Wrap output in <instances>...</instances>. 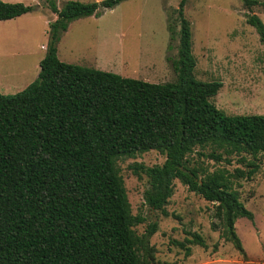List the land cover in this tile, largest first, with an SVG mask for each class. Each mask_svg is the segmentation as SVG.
<instances>
[{"label":"trees","instance_id":"1","mask_svg":"<svg viewBox=\"0 0 264 264\" xmlns=\"http://www.w3.org/2000/svg\"><path fill=\"white\" fill-rule=\"evenodd\" d=\"M45 1L56 18L49 22L38 75L14 94L0 93V264H154L150 237L157 222L137 233L145 217L132 213L117 166L118 158L151 149L165 156L161 164L131 165L147 177L146 204L168 215L165 206L178 179L215 203L221 237L243 252L234 224L253 213L224 169L206 171L188 156L228 161L217 149L264 154V114H226L210 100L222 82L194 77L185 0L177 9L179 28L168 24L170 40L178 39L172 60L177 80L159 83L58 58L56 42L72 20L98 16L122 0H69L60 7ZM243 5L264 43V24L252 12L264 11V0ZM35 6L0 0V19ZM207 146L213 149L207 154L196 148ZM186 241L206 245L197 233ZM177 244L190 254L184 242Z\"/></svg>","mask_w":264,"mask_h":264},{"label":"rangeland","instance_id":"2","mask_svg":"<svg viewBox=\"0 0 264 264\" xmlns=\"http://www.w3.org/2000/svg\"><path fill=\"white\" fill-rule=\"evenodd\" d=\"M3 1L37 5L27 13L0 19V93L14 94L37 77L50 42L48 19L54 15L45 0ZM66 1L55 0L58 7ZM180 1L122 0L98 16L76 18L56 42L58 58L154 83L176 81L172 60L177 58L178 39L170 40L168 24L175 22L179 28ZM249 11L243 0H185L183 5L196 60L193 75L201 81L222 82L210 100L229 115L264 114V43L255 26L246 21ZM252 12L264 24V11L254 8ZM196 148L206 154L213 150L211 146ZM216 152L228 161L199 157L197 152L188 160L206 171L224 169L239 200L253 213V218L238 217L234 224L243 252L221 237L215 203L188 190L178 179L165 206L168 215L146 204L147 177L134 173L131 165L161 164L163 154L151 149L117 159L131 211L145 217L135 230L140 234L150 222H157L150 237L154 264H264V154ZM193 233L206 245L188 243ZM177 242L189 246L190 254Z\"/></svg>","mask_w":264,"mask_h":264},{"label":"crops","instance_id":"3","mask_svg":"<svg viewBox=\"0 0 264 264\" xmlns=\"http://www.w3.org/2000/svg\"><path fill=\"white\" fill-rule=\"evenodd\" d=\"M51 14L54 15V16H49V19H48L49 21H48V22H50V21H52V20H54V19L56 18V14H55V13L52 12ZM51 14H50V15H51ZM41 47H42V48H45L44 45H41ZM246 260H247V259H246Z\"/></svg>","mask_w":264,"mask_h":264}]
</instances>
